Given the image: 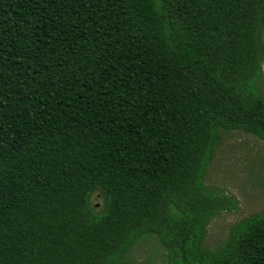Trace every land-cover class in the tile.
I'll use <instances>...</instances> for the list:
<instances>
[{
    "label": "trees",
    "instance_id": "obj_1",
    "mask_svg": "<svg viewBox=\"0 0 264 264\" xmlns=\"http://www.w3.org/2000/svg\"><path fill=\"white\" fill-rule=\"evenodd\" d=\"M264 0H0V264H264V209L204 184L264 144ZM102 198L98 211L90 199Z\"/></svg>",
    "mask_w": 264,
    "mask_h": 264
},
{
    "label": "rangeland",
    "instance_id": "obj_2",
    "mask_svg": "<svg viewBox=\"0 0 264 264\" xmlns=\"http://www.w3.org/2000/svg\"><path fill=\"white\" fill-rule=\"evenodd\" d=\"M261 39L264 45V26ZM261 70L260 91L264 98V53ZM204 184L233 196L237 201L235 210L220 213L207 227L203 245L213 250L224 241L232 223L264 209V144L239 131L225 132L208 166ZM90 203L92 210L98 211L102 198L94 193ZM163 253L156 239L150 237L138 241L129 257L135 264H160Z\"/></svg>",
    "mask_w": 264,
    "mask_h": 264
}]
</instances>
